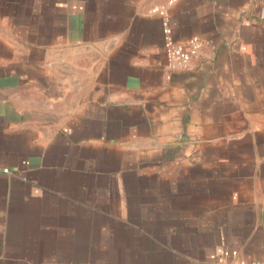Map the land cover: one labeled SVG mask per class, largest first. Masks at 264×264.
I'll list each match as a JSON object with an SVG mask.
<instances>
[{"label":"crops","instance_id":"1","mask_svg":"<svg viewBox=\"0 0 264 264\" xmlns=\"http://www.w3.org/2000/svg\"><path fill=\"white\" fill-rule=\"evenodd\" d=\"M165 2L0 0V264L264 261V0Z\"/></svg>","mask_w":264,"mask_h":264},{"label":"built area","instance_id":"2","mask_svg":"<svg viewBox=\"0 0 264 264\" xmlns=\"http://www.w3.org/2000/svg\"><path fill=\"white\" fill-rule=\"evenodd\" d=\"M177 0H166L164 4L156 6L153 8V11L160 13L165 17L166 8L176 2ZM170 26L167 23V19L163 20V34H164V42L163 46L167 55L168 60L171 65H177L180 63H186L190 58L196 55L201 43L197 39H190L186 45L174 42L170 36ZM4 172L7 169H3ZM247 264H264L262 260H254Z\"/></svg>","mask_w":264,"mask_h":264}]
</instances>
